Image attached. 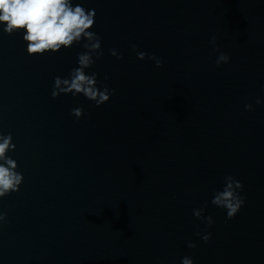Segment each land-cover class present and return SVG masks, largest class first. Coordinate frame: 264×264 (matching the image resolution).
<instances>
[{
	"label": "water",
	"instance_id": "1",
	"mask_svg": "<svg viewBox=\"0 0 264 264\" xmlns=\"http://www.w3.org/2000/svg\"><path fill=\"white\" fill-rule=\"evenodd\" d=\"M72 3L95 11L103 56L86 71L114 94L53 98L84 41L29 55L0 25V133L24 177L0 198V264H264V0ZM229 175L232 219L211 203Z\"/></svg>",
	"mask_w": 264,
	"mask_h": 264
},
{
	"label": "clouds",
	"instance_id": "2",
	"mask_svg": "<svg viewBox=\"0 0 264 264\" xmlns=\"http://www.w3.org/2000/svg\"><path fill=\"white\" fill-rule=\"evenodd\" d=\"M95 11L86 10L81 4L73 6L72 0H0V25L3 32L12 35L23 31V40L27 44L29 55H43L45 53H57L61 49H69L74 44H81L85 49L78 54V67L71 69L68 78L59 76L54 78L53 98L61 94H71L73 96L83 95L90 101H94L97 107L109 101L114 89H110L107 84L102 85V90L98 87V73L89 74L86 70L93 67L97 60L103 56L100 37L90 29L95 25ZM214 51H219L216 47V37L211 38ZM135 50L136 45H132ZM112 56L121 58L115 49H110ZM140 60L150 59L155 61L156 67L162 66L161 59L155 55L144 52L137 54ZM230 60L229 55L220 52L215 63L219 66L226 64ZM261 101L258 99L256 103ZM246 111L252 110L251 104L245 105ZM71 114L77 119L84 115L83 107L74 108ZM12 134L4 135L0 133V198L19 190L23 182V175L17 171L18 165L14 159L6 155L9 151H14L16 145L12 142ZM243 185L231 175L225 176L224 187L220 191L213 193L211 203L214 206L226 210L227 218L232 219L244 205L245 200L240 195ZM204 208L194 209L193 215L206 223L210 228L214 223L211 216L203 215ZM7 213H0V222L6 220ZM199 227V226H197ZM197 236L207 242L211 238V233ZM189 248H195L196 244L189 241ZM182 264H194L192 258H182Z\"/></svg>",
	"mask_w": 264,
	"mask_h": 264
}]
</instances>
